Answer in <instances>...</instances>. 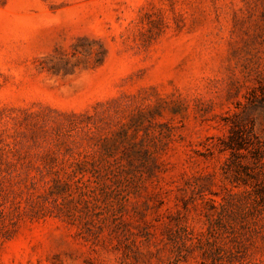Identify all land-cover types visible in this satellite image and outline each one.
Listing matches in <instances>:
<instances>
[{"label": "rangeland", "instance_id": "374dc122", "mask_svg": "<svg viewBox=\"0 0 264 264\" xmlns=\"http://www.w3.org/2000/svg\"><path fill=\"white\" fill-rule=\"evenodd\" d=\"M0 264H264V0H0Z\"/></svg>", "mask_w": 264, "mask_h": 264}]
</instances>
